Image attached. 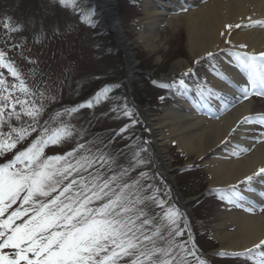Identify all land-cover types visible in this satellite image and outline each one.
<instances>
[{"label":"snow or ice","instance_id":"6c2138e0","mask_svg":"<svg viewBox=\"0 0 264 264\" xmlns=\"http://www.w3.org/2000/svg\"><path fill=\"white\" fill-rule=\"evenodd\" d=\"M59 3L71 6L75 10L78 0H59ZM93 16L94 12L90 10L82 15L81 19L94 26ZM256 25L264 26V21L251 22V26ZM4 27L10 31L17 30L10 28L8 23H5ZM231 27L232 25H226V28ZM235 27L240 28L241 25L237 24ZM239 47L245 48L246 45L241 44ZM207 55L211 56L212 53H207ZM234 55L238 59L241 71L247 75L252 89L264 95V53L255 55L236 52ZM5 57L6 54L0 51V68H7L19 83L18 85L13 84L9 89L7 81L0 75V127L13 116L20 120L21 113L29 117L32 123L20 128H13L9 125L7 133L0 132V155L16 148L19 142L36 131L44 111L43 105H36L35 101L29 104L28 100L16 98L15 102H12L11 93L16 90L29 97L35 93L29 90L25 82L20 79V74L11 62L6 61ZM180 83L183 85V81ZM161 86L169 87L167 84ZM112 87L106 85L86 105L66 107L63 113H55L51 120L54 121L61 115H71L81 107H93L94 103L98 104L102 99L108 98ZM242 91L247 98L248 89L244 88ZM209 94H212L211 90ZM40 96L43 98V93H40ZM17 104L21 106L19 112L16 111ZM9 106L12 111L5 115V109ZM124 115H132L126 105ZM244 121L251 122V117H245ZM259 122L264 123V116L259 118ZM48 124L49 121H45V125ZM39 127L40 135L27 148L18 151L7 163L0 164V216L17 200H22L24 205L30 202L38 204V207L24 208L23 211L17 209L7 220L0 221V229H6V231L0 230V239H2L0 250L5 248L15 250L12 256L0 251V264H21L22 261L24 264H124L125 261L127 264H187L185 256L182 255L187 249L183 243L175 242V237L183 234L176 228V225L184 214L175 207L165 211L163 219L170 229L169 241L166 247H158L154 237L160 235V228H157L151 236L145 235L142 231L144 226L152 224L153 221L147 218V213L142 209L129 207V204H143L144 199L137 196L134 202L129 200L124 195V190L130 187L127 184L119 192H115L111 187L116 180L115 176L102 181L99 175L92 176L90 183H86L84 177H80L79 180L72 179L57 196L48 200L47 203L35 200L36 197H48L52 192H56L57 188L64 180H68L73 172L86 171L97 162L88 157H81L75 164L65 163L62 168H57L54 162L67 161L68 157L75 155L76 149L63 156L50 157L44 156V150L50 145L59 146L62 141L70 138L73 134L72 128L66 123H61L51 131L47 126ZM127 127L126 125L125 128ZM124 130L121 129V131ZM83 147L82 144L78 145V148ZM99 162L103 166L108 161L101 156ZM137 163H143V161L138 160ZM17 165H22V167H17ZM260 174H264V168L252 176L245 177V181L251 182L255 176ZM141 175L145 174L141 173ZM98 181L101 182L98 183ZM77 184H79V189L74 190ZM231 188L233 196L243 199L235 190V186ZM69 193L72 194L68 195ZM61 197L64 199L62 200ZM146 199L161 206L164 203L156 199L155 193ZM229 200L231 202V198ZM98 201L102 203L98 207H93L92 205ZM133 211L136 212L135 218L128 215ZM29 212H32V215L26 221L13 226L15 219ZM137 221L140 223L138 224ZM185 226L187 227V224ZM160 238L163 239V237ZM191 240L190 236L189 241ZM148 243H151V247ZM261 246H264V240L254 245L253 249H247L246 253L251 254L254 249H259ZM218 254L229 255L225 252ZM188 255H195V252H188ZM230 255L239 256L245 253H230ZM199 264H207V262L201 259ZM257 264H264V255L257 261Z\"/></svg>","mask_w":264,"mask_h":264},{"label":"rangeland","instance_id":"374dc122","mask_svg":"<svg viewBox=\"0 0 264 264\" xmlns=\"http://www.w3.org/2000/svg\"><path fill=\"white\" fill-rule=\"evenodd\" d=\"M33 0H0V51L4 52L6 54V58L10 59L6 61H13L14 64H21L22 70L21 71V77L29 90L32 93H35V95L29 97L26 96L24 93L20 92L19 90H16L11 93L12 95V102L14 103L16 98H19L21 100H28L29 104H31L32 101H35L36 105H43L44 111L41 115L42 117L48 116L49 113H52V115H55L57 113V108L61 106L66 107H72L73 101L80 99L83 94L89 93L94 87V85L101 83L100 80L107 78L109 76V80H116L117 73L123 71L124 73H128L129 69H133L131 67V64L135 62L136 64V76L129 79L130 84L132 82L139 84V89H144V92L149 94H154L156 98V90L153 88V86L148 87V85L143 82L145 74L152 75L157 77L156 81L160 82V79L163 77H166L170 74V71L173 67V64L180 59L183 60H190L191 63L195 62V59H192V55L189 52L188 45H187V34L184 28V25L182 24V19L176 20V23H181L178 28H171L167 25H163L160 27L161 35L157 41V44L159 45L157 49L155 50H148L144 43L139 40L138 31L142 29L141 24L142 21H144V14L142 11L143 2L145 0H112V10H111V18L109 19L111 22L109 24V20L107 19V23L103 22L104 18H102V24L104 29L108 30V33L105 30H101L102 32H105V38L108 40L107 42H102L103 45L99 48L96 47V51H98L101 54L100 56H96L95 53V47L93 46L92 41V28L90 24L85 23L82 21L81 16L78 12V16L71 15V12H75V10L71 7V12L69 8L63 11L62 6L59 5V0H42L44 1V7L45 12H43V17H39L36 20L29 19L23 17L22 9H24L27 13L29 12H36V6L34 7L32 5ZM91 1V5L93 6V10L97 7H100L101 11L100 13L105 14L107 11H104L103 9V3L101 1L103 0H89ZM88 0H78L80 2V6H83L84 4V11L87 10L86 7L88 5ZM105 7V6H104ZM8 11V13H6ZM95 13V11H92ZM19 13L20 19L17 20V24L14 25V21H10L7 19L11 14H14L16 16ZM32 17L33 15L30 14ZM29 15V16H30ZM85 15V13L83 14ZM28 16V17H29ZM22 17V18H21ZM35 17V16H34ZM62 21L61 29L60 31L55 34L57 35V42L55 41V37L52 36L51 38L47 37L48 35H54L53 31L50 29L52 26H49V22L52 20H58ZM93 19V18H92ZM94 21V20H93ZM8 23L10 25V28H15L17 30L10 31L9 29H6L4 27V24ZM105 24V25H104ZM46 26H49V30L46 32ZM121 33V35L119 34ZM119 38L122 39V41L126 38V42H128V46L125 47L124 43H118L120 42ZM95 36V35H93ZM45 38L47 41H45ZM124 38V39H123ZM50 42V43H49ZM11 44V46H9ZM124 45V47L119 48L118 54L111 52V46L117 47ZM79 48L82 50L80 51ZM96 56V57H95ZM13 57V59H12ZM12 63V62H11ZM208 69L213 71L215 69L213 64H210L208 62L205 63ZM155 72V73H154ZM158 73V75H157ZM0 75H2V78H4L8 85L9 89H11V86L13 84L19 83V81L16 78H13V76L10 74L7 68H0ZM100 78V79H99ZM172 81V80H171ZM116 82V81H114ZM128 82V83H129ZM89 83V84H88ZM145 83V84H144ZM163 83V82H162ZM168 83V82H165ZM122 87H126L125 84H123ZM171 90L170 88L164 87V90ZM162 92V91H161ZM172 92V91H170ZM40 93H43V98H41ZM7 94V93H6ZM156 94V95H155ZM161 96V95H160ZM154 99V97L152 98ZM164 99L163 95L161 96V100ZM43 102V104H42ZM67 103V104H66ZM69 103V104H68ZM148 103V102H147ZM146 103V104H147ZM155 107L153 106L152 113L155 115V118H159L160 121L162 120V115L166 111V108L169 107V105L163 106L161 104L166 103V101L157 102L152 101ZM45 104V106H44ZM80 105V104H78ZM77 106V105H76ZM160 107V108H158ZM166 107V108H165ZM100 108H102L100 106ZM21 110V106L19 104L16 105V111L19 112ZM103 110V108L101 109ZM150 110V109H149ZM12 111V108L9 106L5 109V115L7 112ZM55 111V113H53ZM48 119L45 121H49L48 125H45V121L43 123L42 119V126L49 127L50 131L51 129H54L57 125L63 121L66 124L70 125L72 128V136L68 139H65L62 141V154L70 152L69 145L73 142L74 137L79 139V136L82 135L81 131H78L76 128V125L74 124V118L69 115H61L56 120H51V117L48 116ZM94 119V118H93ZM72 123H70V122ZM93 121V120H92ZM32 121L29 117L23 115L21 113V119L17 120L15 116H13L10 120H6L4 125L0 127V132L7 133L9 131V125L13 128H20L21 126H26L31 124ZM44 124V125H43ZM131 124V123H130ZM138 123L136 121L131 124V128L134 131L135 126H137ZM108 125V123H107ZM40 126V123H39ZM38 126L37 130H40V127ZM90 126V125H89ZM92 127V126H90ZM104 132L105 129L103 128ZM164 136H167L170 131L168 128H162L160 130ZM102 131V133H104ZM35 133V132H32ZM40 135V132H38ZM32 138L31 142L37 138ZM107 135V134H106ZM111 135H114V129L111 131ZM13 136L15 137V133H13ZM31 134L28 136L30 137ZM123 139L124 136H121ZM98 142H95V145L100 146V150L96 152V149L94 147L92 148L93 153H87L85 152V157H88L90 160L94 159L95 162L93 165V168L95 169L98 167L99 171L102 172V169L106 165V163L101 165V162H99V157L104 156L106 159V153L107 151L110 152V148L115 147V144L110 140L108 141L109 136L106 138H97ZM155 142V140H154ZM175 147L171 142L168 140H165L164 144L160 145L163 149V157L159 154H155V156H158V159H156L155 164V170L158 171V173L162 174L163 171H160L159 169H166L167 172L170 174L172 172V178L173 180L176 179V177L181 181L184 180L188 173L196 174L198 178L201 176L204 178L207 182L206 184H210V172H208L209 169L205 167V163L207 160L205 158L201 160L200 162H195V158H197L196 154H190L189 156L185 153L178 151V146L176 143ZM85 147H88L86 143L83 144ZM61 147V145H59ZM103 148V149H102ZM25 149L22 142L18 143L16 148L12 149L11 154L8 152L0 155V160L5 159L6 163L9 160H12L15 156V154L18 151H21ZM55 149V146H52V149H50V153ZM175 149V152H173ZM91 151V149H89ZM45 153L48 151L44 150ZM182 153L175 154L174 153ZM49 153V154H50ZM184 155V156H182ZM46 156V155H44ZM182 156V157H181ZM7 157H10L12 159H7ZM48 157V156H47ZM173 157V158H172ZM186 159H185V158ZM209 157H207L208 159ZM7 159V160H6ZM210 160V159H209ZM180 163V166L186 165V164H193V166L190 169H197L196 171L193 170V172L185 171L184 173H180L174 169L175 163ZM56 164V167L62 168L65 163H71L70 157L67 158V161H60V162H54ZM194 163H199V165H194ZM18 167H22V165H17ZM140 165L137 167V170L134 169V171H128L127 173H123V177L125 180V183H127L130 187L124 190V195L126 197L129 196V194L133 193V191L137 192V182L139 178L138 172H140L139 169ZM157 167V168H156ZM159 168V169H158ZM89 170H81L79 172H73L70 176V181L72 179L79 180L80 177L85 178L86 183H90V181H87L88 174L87 172ZM181 170V169H180ZM98 171V172H99ZM177 172V173H176ZM182 176V177H180ZM59 178V177H57ZM156 181V180H155ZM154 181V184H156ZM147 183H150L151 181H146ZM185 182V181H184ZM164 183V181H163ZM79 185V184H77ZM163 186L162 184H160ZM187 184L184 183V186L186 188L182 187V191L184 192L185 196L192 193L193 189H188L186 186ZM113 186V184H112ZM147 186V190L142 191H148L152 186ZM194 186V185H193ZM192 186V187H193ZM167 187V186H166ZM170 187H167V189ZM163 188L160 187V191ZM169 190V189H168ZM70 195L72 193H69ZM54 195V196H53ZM51 199L58 195V193L53 194ZM183 195V196H184ZM44 198L37 197L35 200H38L42 203V200ZM129 200H133L129 196ZM188 199V198H186ZM67 202V201H66ZM135 204V203H134ZM139 203H137L138 205ZM216 204V203H215ZM37 205L35 202H30L27 206H34ZM136 204L131 206L135 207ZM204 206V205H203ZM211 206L214 207L212 204ZM35 207H38L35 206ZM207 207H202L203 215H207L208 217H212V224L218 228L220 226V223L227 218H224V215L221 212H216V214L212 213V209L210 211V214L204 213L207 210H205ZM236 212V211H235ZM160 235H162V232H160ZM159 239V236H158ZM219 247V246H218ZM10 252L12 250H3V252ZM188 251V250H187ZM182 255L185 256V252L182 253ZM186 257V256H185ZM186 261H188V258L186 257ZM217 262V261H216ZM231 260L225 261L223 264H231ZM237 263V261H235Z\"/></svg>","mask_w":264,"mask_h":264},{"label":"bare ground","instance_id":"6f19581e","mask_svg":"<svg viewBox=\"0 0 264 264\" xmlns=\"http://www.w3.org/2000/svg\"><path fill=\"white\" fill-rule=\"evenodd\" d=\"M101 2L107 9L106 22L111 18L112 0ZM142 9L144 21L138 24L142 29L137 33L148 50L158 48L161 26L175 29L181 25L175 21L182 19L192 59L201 61L208 58L207 53L218 56V69L222 74H211L209 79L215 94L188 100H193L194 104L184 102L180 108H187V112L167 107L161 121L152 115L148 119L160 155V145L167 139L177 142L187 155L194 153L198 158L211 154L212 159L206 161L210 184L242 185L245 193L241 194L243 199L239 202L245 203L246 211L227 212L229 218L220 223L221 229L215 237L221 249L253 248L264 240V211L257 215L254 210L264 205V187L260 184L264 174L255 176L251 182H246L245 177L264 168V141L257 140V136L252 140L249 135L254 128L253 116H260L264 110L257 108L255 99L243 98L242 89L247 88L248 78L232 52L264 53V26H251L252 21H264V0H145ZM237 24L241 27L236 28ZM226 25L232 27L226 28ZM118 39L128 46L126 38L122 41L118 35ZM241 44L246 47L240 48ZM131 67L133 69L128 70L130 78L136 76L135 62ZM191 67L190 60L180 59L173 64L170 75L184 72L192 76L195 73ZM224 108H230L229 112L223 114ZM245 117H251V122H245ZM162 128H168L170 133L164 136ZM228 221L234 225L233 231L228 230Z\"/></svg>","mask_w":264,"mask_h":264}]
</instances>
